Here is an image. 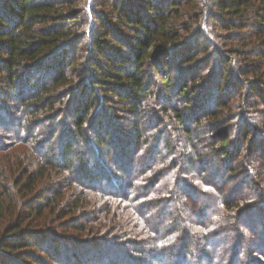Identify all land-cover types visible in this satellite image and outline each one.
<instances>
[{"label":"trees","instance_id":"16d2710c","mask_svg":"<svg viewBox=\"0 0 264 264\" xmlns=\"http://www.w3.org/2000/svg\"><path fill=\"white\" fill-rule=\"evenodd\" d=\"M4 112L0 264H264V0H0Z\"/></svg>","mask_w":264,"mask_h":264},{"label":"rangeland","instance_id":"374dc122","mask_svg":"<svg viewBox=\"0 0 264 264\" xmlns=\"http://www.w3.org/2000/svg\"><path fill=\"white\" fill-rule=\"evenodd\" d=\"M14 110V109H13ZM122 121V120H121ZM12 123V114H10V112L8 113V114H6L5 112L3 113V114H0V142H2V141H6V142H8V139H10L11 138V136H9L10 134H11V132H10V130H9V127H10V124ZM124 124H126V122H124ZM262 184H263V182H264V177H263V179L262 180H259ZM259 182V183H260ZM264 185V184H263ZM229 186H227V188H228ZM261 207H263V209H264V205H262L261 204ZM113 229H115V227H113L112 229H110V231H112ZM109 231V232H110ZM109 232H107L105 235H109ZM69 234L68 235H70V231L68 232ZM73 237H75V238H80V239H82V237H79L78 235H77V233H74L73 234ZM117 242H121V243H123L124 245H126L128 242H129V240L128 239H122V240H116ZM113 244H114V241H113ZM148 256V255H147ZM243 259H245L244 258V256L242 257V260ZM148 261H151L153 264H154V262L152 261V260H148Z\"/></svg>","mask_w":264,"mask_h":264}]
</instances>
